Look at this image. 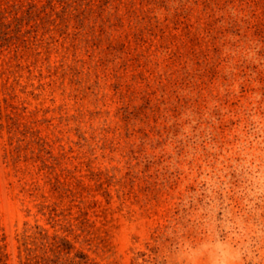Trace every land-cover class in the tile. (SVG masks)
Here are the masks:
<instances>
[{
  "label": "rangeland",
  "instance_id": "obj_1",
  "mask_svg": "<svg viewBox=\"0 0 264 264\" xmlns=\"http://www.w3.org/2000/svg\"><path fill=\"white\" fill-rule=\"evenodd\" d=\"M0 22V264H264V0Z\"/></svg>",
  "mask_w": 264,
  "mask_h": 264
},
{
  "label": "trees",
  "instance_id": "obj_2",
  "mask_svg": "<svg viewBox=\"0 0 264 264\" xmlns=\"http://www.w3.org/2000/svg\"><path fill=\"white\" fill-rule=\"evenodd\" d=\"M4 26L3 23L0 22V41H2V39H4Z\"/></svg>",
  "mask_w": 264,
  "mask_h": 264
}]
</instances>
